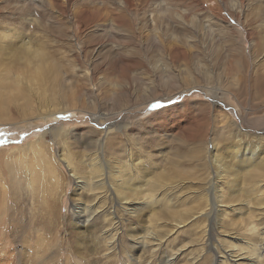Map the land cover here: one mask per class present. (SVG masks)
<instances>
[{"label": "rangeland", "instance_id": "rangeland-1", "mask_svg": "<svg viewBox=\"0 0 264 264\" xmlns=\"http://www.w3.org/2000/svg\"><path fill=\"white\" fill-rule=\"evenodd\" d=\"M25 3L0 0V33L14 31L15 42L33 41L47 47L59 61L62 90L73 92L75 102L59 109L44 107L43 111L59 113L52 122L31 124L36 130L0 126V261L6 257L7 264H209V246L216 237L233 239L238 245L236 238L244 235L246 221L264 227V217L259 218L256 209L259 206L253 203L255 196H264V176L250 179L236 193L225 188L226 200L238 203L242 211L248 206L243 214L232 217L235 220L219 226L214 216L195 218L218 194L213 182L201 178L205 171L213 173L211 144L229 141L231 146L262 136L264 95L254 100L248 85L254 61L251 53L259 40L256 36L264 29L260 26L264 0ZM260 51L261 57L264 51ZM225 57L231 59L235 79L227 66L224 70L220 66ZM13 64L10 56L0 58L5 70ZM5 70H0L2 82L9 78ZM239 86L237 96L232 95ZM214 92L225 106L210 101ZM248 98L253 109L249 113L242 108ZM157 104L160 107L154 110ZM69 107L74 111L67 110ZM94 112L99 114L96 120L92 119ZM226 113L244 141L237 140L231 127L224 128ZM111 115L118 129H112ZM11 116L20 118L15 110ZM106 128L113 130L108 141L104 140ZM192 130L205 135L193 138L189 136ZM41 135L39 150L34 143ZM220 151L225 160L226 151ZM64 152L73 170L61 159ZM93 158L99 162L96 173H102L107 183L111 180L108 166L119 164H128L130 171L144 165L146 175L161 173L168 181L160 180L150 190L158 199L155 205L133 212L140 216H126L114 207L117 200L109 190L108 197L106 193L93 195L100 189L74 191L76 176L87 182L100 179L92 173ZM98 202L105 212L112 204L115 218H126H121L114 252L102 245L105 226H101L98 212L91 218L93 227L80 234L74 228L75 210L84 212L86 206L96 207ZM87 212L89 215L90 209ZM143 230L151 232L153 240L147 239L148 243L157 241V248L148 244L136 251L130 246L129 233L142 236ZM201 251L203 256L198 259Z\"/></svg>", "mask_w": 264, "mask_h": 264}, {"label": "bare ground", "instance_id": "bare-ground-1", "mask_svg": "<svg viewBox=\"0 0 264 264\" xmlns=\"http://www.w3.org/2000/svg\"><path fill=\"white\" fill-rule=\"evenodd\" d=\"M23 1H25V0H23ZM35 2L37 4L38 0H26V3L34 4ZM26 3H25L26 6L30 5V4H26ZM38 4H40V3H38ZM260 26L264 27V18L260 22ZM10 30L12 31V29H10ZM10 30H8V31L10 32ZM252 33H254V32H252ZM252 33H250V36L253 35ZM0 34H6V35H9L10 37H12V39H10V40L4 42L2 45H0V58L2 56H10L11 57V53L15 49V44L16 43H23L24 41H22V42L16 41L15 42V32L14 31L12 32V34H10V33H0ZM256 37L259 40H258V42H256L254 51L251 53L254 61L252 62V67H251L252 72L249 73L250 74V81H249L250 84L248 85V87H250L249 92H251L254 95L253 99L254 100H261L262 96L264 95V53H263V51H264V29H262L261 32L258 33V36H256ZM250 39H252V38H250ZM252 40H254V39H252ZM260 50H262V53H263V54H261L262 55L261 57L259 56L260 55L259 53H261ZM250 58H251V56H250ZM260 58H262V59H260ZM220 61H221L220 66L222 65L223 70L227 66V71L229 72L231 77L235 79L236 78V72L233 71V68L231 66V59L229 57H225V58H221ZM235 62L237 64V60H235ZM8 70L9 69L5 70V72L8 73ZM259 71H261L260 74H259ZM204 80H206V79H204ZM204 80H202V81H204ZM61 84H62V82L60 83L59 71L55 74V76H53L47 70H44V72L41 74V76L38 79H33L32 73H31V71H29L24 77L21 78V80L19 82V91H10V93L8 95H5L4 82H2V79H0V126L6 128V129H11V130H14L13 128L18 129V130H20L19 128H28V130L30 131V130L35 128V127H32L31 124L39 125L42 123L41 125H43L44 123H46L48 121L52 122L53 120H51V119H54V117L59 113L58 110L54 111V112L49 111V110L43 111L44 110L43 108L44 107L47 108L48 106H52V107H54V109H59L60 105L61 106H62V104L63 105L68 104L69 105L72 103V101H73L72 99H75L74 98L75 95H72L73 92H72V94H69L71 92H64V90H62L64 87ZM242 86L243 85H241V87ZM186 89L187 88H185V90ZM239 89H240V86L237 88L236 91L233 92L232 95L237 96V92L239 91ZM74 94H76V93H74ZM215 94L216 93L214 92L213 95H211L209 99H211L210 101H212L214 103V105L220 104L221 101L216 97L217 95L214 96ZM238 98H241V97H238ZM166 99L167 98H164V100H166ZM73 102H75V101H73ZM247 102L249 104L251 102V98L249 100H247ZM221 104H223V102ZM248 104H246L247 105L246 108H244L242 105L241 106H242L243 110H245L246 112L249 113L250 111L252 112L253 109H251L250 104L249 105ZM14 110L16 111V113L19 115V117L21 119L20 118H19V120L13 119V117L11 116V113ZM37 110H42V111H40V113H37V115H36L35 111H37ZM67 110H73L74 111L73 107H69V108H67ZM256 110H254V112H256ZM32 112H34L36 115V116L34 115L33 118H31L32 115L34 114ZM100 114H101V112H100ZM98 115H96V113L93 114L92 119L96 120ZM13 116H15V115H13ZM110 118H111V120H113L110 122V125L114 127L112 129H118L116 127L117 124H115L116 121L114 120V118H112V115L110 116ZM225 118L228 119V123L224 125V128L231 127V129L233 130L231 133L234 134V136L237 138V140L244 141L243 138L241 139L237 136L239 129H233L234 122L231 121V118L229 119L227 113L223 115V119H225ZM23 123H26V124L22 125ZM261 123H262V125L264 124V122H261ZM244 124H246V123H244ZM196 128H197V126H196ZM56 129L57 128H55L54 132H56ZM34 130H36V129H34ZM261 131H262V134H261L262 136L257 141H252V142H248V143L245 141L244 142L238 141V143H235V144L233 142L232 143L233 145H231V146L227 145V143H229V141L226 142V144H222V145H219V142L211 144L210 160L212 163L211 168H213V173L205 171L204 173L201 174V178L207 180L208 182L209 181L213 182V186L215 187V190L218 194H217L216 198H213L212 202H209V204H207V207L205 209H203L195 218L203 216L204 218L207 219L209 217L214 216L215 217L214 219L216 221L215 223L219 226H222L224 223L227 224L230 221L235 220L234 218L237 217L236 215L239 216L240 212H241V214H243L245 209L248 208V206H247V207L243 208V211H242L241 206H236L238 203H236V205H235V203L233 204V202H231L230 200H226L224 190H225V188H227L228 190H230L231 194L236 193L237 190L239 191V189H243L242 187L245 184H247V181H251L250 179H252V181H253L255 178H257L259 176L260 177L264 176V128L260 129V133H261ZM58 132H61V131H58ZM112 132H113V130L106 128V132L104 135L105 141L106 140L108 141V139L113 136ZM57 135H59V133ZM190 135H191V137L196 138L198 136L205 135V133L199 132L198 130H192V132L189 134V136ZM42 136L43 135H41V138L40 139L38 138L34 143V145H37L39 150H41V148H42L41 144H39L40 140L42 139ZM56 136H55L54 140H56ZM58 140H60V139H58ZM65 140H66V138L63 139L61 144H64ZM62 146H64V145H62ZM221 149H222V151H226V154L224 156L225 160L221 156V153H220ZM63 150H64V148H62L61 152H63ZM99 152H101V151H99ZM59 153H60V151H59ZM60 155H61V159H63V161L65 162V165L70 170H73V167L71 165V161L69 160L67 153L64 152V153H61ZM134 157H136V156H134ZM94 159L95 158H93V160ZM115 160H118V159H115ZM136 160H138V159H136ZM147 161H148V159H147ZM90 163H91V161H90ZM125 163H127V162H125ZM96 164H99V162H97V160H96V162H94L95 166H94V169L92 170V173L95 174V177L100 175L101 176V177L99 176L100 179H94L92 182H87V180L86 181L81 180V178L79 176H76L75 177L76 180L74 182V191L76 192L75 189L83 190V188H85V187H88V188H85L84 190H92V191L94 190L95 191V189H100L99 191L97 190V192H93V195L94 194L98 195L100 193H103L105 195V193H106V196L108 197V194L106 191L109 190L112 192V195L117 200V203L116 202H115L116 204L114 203V207L121 209L122 213H124V215L126 214V216L127 215L130 216L133 212L142 209L144 206L149 207L150 205L157 203L156 201H158V199L155 197H152V194H151L152 192L150 193V190H154L155 185L160 180L161 181H168L167 179L163 178L161 173H160V175L159 174H155V175L147 174L146 175V171H144V170L142 171L144 165L142 168H138L137 166H133V167L131 166L132 170L130 171L128 169V164H119V165H112V167L108 166V169H110L109 173L111 175V180L108 181V183H107V182H105V180L102 176V173L101 174L96 173L99 169V165H96ZM150 169H152V168H150ZM210 173L212 175H209ZM72 175H73V173H72ZM104 175H105V173H104ZM92 177H94V176H92ZM93 182H95V186H93L94 185ZM242 182H243V185H240ZM106 183H107V185H106ZM260 188H261V186H260ZM102 189L104 191H101ZM250 189L253 190V187H251ZM78 192H80V190H77V193ZM100 197L101 196H99V198ZM255 197L256 198L253 200V203L259 206L256 209H257V211H259V218H263L264 217V214H263L264 213V196L262 194H259L258 197L257 196H255ZM103 198H104V196H103ZM110 198H112V197H110ZM160 198H161V196H160ZM235 198H234V201H235ZM239 202L241 203V201H239ZM84 205H86V204L84 203ZM154 205H153V209H151L153 212H151V213H154V216H155L158 213H157V210H155ZM100 207L101 206L99 205V202H98L96 207L94 205L86 206V209H84V212L82 210H79V209L75 210V212H74V215H75L74 216V223H73L74 228L80 234L87 227H93L94 226V224L92 222L93 219H91V218H92V216H94L96 214V212H98L97 218L102 220L101 226H105V228L102 230L103 231L102 235H101L102 238L101 237H99V238L102 239V241H103L102 245L104 244V249L106 248V251L107 250L113 251L115 248V244L117 242L116 237L118 236V232H119L118 228L122 223L121 218H124V217L115 218V216H116L115 211H114V209H111L113 207L112 204H111V206L108 207V209H107L108 212H105ZM117 208H116V210H117ZM89 209H90V214L88 215L87 210L89 211ZM96 209H98L100 211H97ZM146 211H147V209H146ZM112 212H113V215L110 216L112 214ZM255 212H256V210H255ZM139 214L133 213L132 216H135V217L140 216ZM232 217H234V218H232ZM141 218H143V217H141ZM124 219L126 220V218H124ZM240 221H242V220H240ZM179 223H182V221H179ZM179 223H177V225ZM242 228L244 229V231H243L244 235H240L239 238H236L234 236L235 234L233 232L228 233V235L233 236V238H236V240L238 242H240V244H238V245H234L232 243L233 239H225L227 237H223V236L221 237L220 235L214 239L215 242H213L209 246V248L212 249V256H210V263L209 264H211V263H213V264H228L230 262L232 264H264V227H258L256 224L246 221V224L242 225ZM214 229H216V228H214ZM144 232H145V234L142 236L129 233L130 239H131L130 242H132V244L130 246H134L136 248V251L139 249V247H142V246L144 247L145 245H148V244H149V246H148L149 248H152L153 246L155 248H157V246L159 245V243H157V241H155V242L151 241L150 243H148L147 239H152V237L150 236L151 232L150 231H144ZM154 240H159V239L154 238ZM202 242H203V240H202ZM98 247H101V246H98ZM101 249H102V247H101ZM208 251H209V249H208ZM203 253H204V251H201V253L198 255V257H199L198 259H200V257L203 256ZM3 259L5 261L4 260L0 261V264H7L6 263L7 258L5 257ZM230 260H232V261H230Z\"/></svg>", "mask_w": 264, "mask_h": 264}, {"label": "clouds", "instance_id": "clouds-1", "mask_svg": "<svg viewBox=\"0 0 264 264\" xmlns=\"http://www.w3.org/2000/svg\"><path fill=\"white\" fill-rule=\"evenodd\" d=\"M12 39L9 35L0 34V45ZM10 59L14 62L8 70V79L4 81L5 95L10 91H19V82L29 71L33 79H38L44 70L53 76L59 71L60 64L51 51L42 43L24 41L15 48ZM0 70H5V66H0Z\"/></svg>", "mask_w": 264, "mask_h": 264}, {"label": "snow or ice", "instance_id": "snow-or-ice-1", "mask_svg": "<svg viewBox=\"0 0 264 264\" xmlns=\"http://www.w3.org/2000/svg\"><path fill=\"white\" fill-rule=\"evenodd\" d=\"M159 107H160V105H158V104L157 105H153L154 110L159 108Z\"/></svg>", "mask_w": 264, "mask_h": 264}]
</instances>
